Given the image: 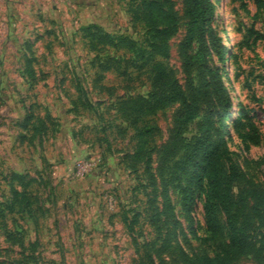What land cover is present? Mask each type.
I'll list each match as a JSON object with an SVG mask.
<instances>
[{"label": "rangeland", "instance_id": "rangeland-1", "mask_svg": "<svg viewBox=\"0 0 264 264\" xmlns=\"http://www.w3.org/2000/svg\"><path fill=\"white\" fill-rule=\"evenodd\" d=\"M144 1L0 0V264L215 258L228 234L206 226L207 165L182 162L186 146L205 136L220 145L222 173L234 164L244 175L232 182L231 209L249 187L244 177L264 187V0H210V26L228 50L225 61L212 54L211 69L226 83L231 113L222 117L211 103L166 164L178 105L139 124L154 129L149 163L134 162L136 132L119 113L123 101L151 91L148 67L134 62L150 37L138 10ZM171 3L178 27L163 63L185 88L180 45L189 20L184 0ZM104 34L126 47L94 48ZM196 50L195 43L192 56ZM192 73L201 87L197 66ZM232 264L264 260L244 256Z\"/></svg>", "mask_w": 264, "mask_h": 264}, {"label": "trees", "instance_id": "trees-1", "mask_svg": "<svg viewBox=\"0 0 264 264\" xmlns=\"http://www.w3.org/2000/svg\"><path fill=\"white\" fill-rule=\"evenodd\" d=\"M185 16L189 20V31L180 45L182 70L186 76L185 88L169 74L163 60L170 57L169 40L177 33V18L171 0H147L138 10L143 21L149 28V43L141 54L144 63L140 68L148 67L149 78L152 80L148 95L131 97L120 105V115L135 130L137 150L134 162L149 163L151 156L150 138L152 127H141L139 124L148 116H152L168 107L178 105L174 115L173 127L166 145L163 148L161 164L174 159L183 148V133L194 122L202 111L211 109L218 104L222 109L221 116L228 117L231 113L230 94L226 83L217 79L211 69L212 54L225 61L228 53L217 30L210 26L212 22V5L210 0H184ZM211 16V17H210ZM96 45L107 46L116 50L126 47L125 40L104 34L99 37ZM197 44L195 56L190 50ZM148 56L146 57V54ZM235 64V63H234ZM197 66L201 76V87L195 86L193 69ZM210 111V116H211ZM210 122V121H209ZM186 154L182 160L186 166L189 162L205 163L210 175V200L204 209L207 228L216 236L228 234L226 245L215 258L204 255L197 264H232L241 257L254 256L264 260V187L244 177L248 188L238 198L237 206L231 209L232 182L244 175L239 168L231 164L228 173H222L220 160L222 151L218 141L211 142L208 136L186 146ZM186 209L192 202V193L186 190ZM220 215H226L222 221ZM188 264H196L186 256ZM147 264H155L149 257Z\"/></svg>", "mask_w": 264, "mask_h": 264}, {"label": "bare ground", "instance_id": "bare-ground-1", "mask_svg": "<svg viewBox=\"0 0 264 264\" xmlns=\"http://www.w3.org/2000/svg\"><path fill=\"white\" fill-rule=\"evenodd\" d=\"M231 72L233 73V75L235 74V68H234L233 64H232Z\"/></svg>", "mask_w": 264, "mask_h": 264}]
</instances>
